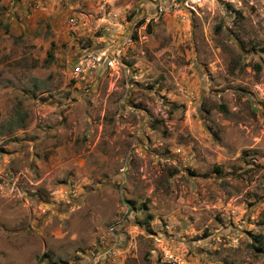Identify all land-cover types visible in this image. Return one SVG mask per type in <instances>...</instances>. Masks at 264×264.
Instances as JSON below:
<instances>
[{
    "label": "rangeland",
    "instance_id": "rangeland-1",
    "mask_svg": "<svg viewBox=\"0 0 264 264\" xmlns=\"http://www.w3.org/2000/svg\"><path fill=\"white\" fill-rule=\"evenodd\" d=\"M261 246L264 0H0V264Z\"/></svg>",
    "mask_w": 264,
    "mask_h": 264
},
{
    "label": "built area",
    "instance_id": "built-area-1",
    "mask_svg": "<svg viewBox=\"0 0 264 264\" xmlns=\"http://www.w3.org/2000/svg\"><path fill=\"white\" fill-rule=\"evenodd\" d=\"M75 73H77L78 75L81 74V73H83L82 68H80V67L77 66V67L75 68Z\"/></svg>",
    "mask_w": 264,
    "mask_h": 264
},
{
    "label": "trees",
    "instance_id": "trees-1",
    "mask_svg": "<svg viewBox=\"0 0 264 264\" xmlns=\"http://www.w3.org/2000/svg\"><path fill=\"white\" fill-rule=\"evenodd\" d=\"M220 109L226 110L224 106H220ZM260 251L264 252V246L258 248Z\"/></svg>",
    "mask_w": 264,
    "mask_h": 264
}]
</instances>
